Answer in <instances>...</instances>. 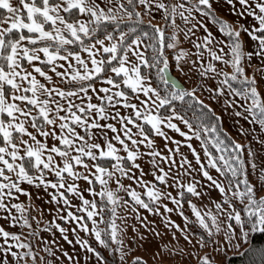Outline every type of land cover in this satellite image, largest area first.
Segmentation results:
<instances>
[{
	"label": "snow or ice",
	"instance_id": "1",
	"mask_svg": "<svg viewBox=\"0 0 264 264\" xmlns=\"http://www.w3.org/2000/svg\"><path fill=\"white\" fill-rule=\"evenodd\" d=\"M25 183L84 264H148L127 256L150 237L153 264H223L206 250L264 231V0H0V264H81Z\"/></svg>",
	"mask_w": 264,
	"mask_h": 264
},
{
	"label": "crops",
	"instance_id": "2",
	"mask_svg": "<svg viewBox=\"0 0 264 264\" xmlns=\"http://www.w3.org/2000/svg\"><path fill=\"white\" fill-rule=\"evenodd\" d=\"M13 2H16V0H13ZM155 16H156V19H154L152 22L153 23H155V21H161L162 22V20H160V18H159V13H155L154 14ZM180 21H179V19H177V23H179ZM209 23L211 24V21H209ZM212 25V24H211ZM213 30H215L216 31V33L218 32L219 33V31H218V28H214ZM202 31V30H201ZM196 35L197 36H199L200 35V32L199 31H197L196 32ZM187 47V46H186ZM176 73V75L181 79V80H184L185 82H186V80L185 79H182L181 77L183 76L182 74H180V73H177V72H175ZM194 76H196V75H194ZM196 78L198 79V80H200L201 78L199 77V76H196ZM202 81V80H201ZM208 91H206V93H207ZM221 105H222V102L220 103ZM229 124H230V122H231V120L230 119H228V121H227ZM244 123V122H243ZM234 125V124H233ZM244 125V124H243ZM231 127V126H230ZM234 127H232V129H233ZM42 194H44L42 191H41V189L39 190ZM34 194H35V196L33 197V200H35V202H40L41 203V209H43V212H44V214H45V217H46V219L49 221V223H48V227L49 228H51L52 229V231L51 232H49V231H47L46 229H43L42 230V235L43 236H46L50 241L51 240H53V239H55L56 241H57V243H59L63 248H65V249H68L70 252H73V253H75V252H79V259H80V261H81V264H84V250L83 249H81L80 247H79V245L78 244H75V243H73V244H68L67 243V241H64L63 240V238H62V235H61V233H60V231H59V229H57L56 228V223H61L64 227H66V228H71V227H73L74 225H75V222L73 221V222H68V221H63V220H61V219H59L58 218V211H59V207H63V205H62V202H61V205L60 206H57V205H55V204H53V203H50L47 199H41V198H37V190H34ZM213 195H215V193H213ZM123 196V195H122ZM125 198H127V197H125ZM77 203V201L76 200H74L73 201V210H75V204ZM197 203H200L199 201H197ZM186 208V210L189 212V210H188V208H187V206L185 207ZM172 216H173V218L174 219H176L177 218V216H176V214L175 213H172ZM148 217H149V219L151 220V219H157L158 221H159V217H154L152 214H148ZM54 221V222H53ZM179 222V221H178ZM65 225H64V224ZM0 225H3L5 228H7L8 230H17V229H19V225L18 226H16V229H13L10 225H8L7 223H5L3 220H0ZM129 231H131V229L129 228ZM142 231H143V229H142ZM80 235L82 236V237H84V238H86V235H88L87 233H84V232H80ZM69 239H71V240H73V241H75V235L74 234H71V233H69ZM91 239L93 240L94 238L93 237H91ZM169 239V237H164V242H167V240ZM244 241L241 239V244L243 243ZM128 243H131V241H128ZM161 243V241H160V238L159 237H155V238H152V237H150V239H149V241H148V243H147V245L145 246V248H140V247H137V246H135V245H133V247H132V251L128 254L129 256L133 253V251L135 250L137 253L136 254H138V255H140V256H150V254L152 253V252H155L156 251V249H157V246L159 245ZM233 244H235L234 242H233ZM55 251H57V252H59V249H54ZM220 255L222 256L221 258H223V253H220ZM127 258H128V256H127ZM193 258V257H192ZM49 259H51V257H49ZM92 260H94V257L92 258ZM89 264H91V261L89 262Z\"/></svg>",
	"mask_w": 264,
	"mask_h": 264
},
{
	"label": "trees",
	"instance_id": "3",
	"mask_svg": "<svg viewBox=\"0 0 264 264\" xmlns=\"http://www.w3.org/2000/svg\"><path fill=\"white\" fill-rule=\"evenodd\" d=\"M37 2L39 3V0H37ZM148 19H149L148 16L144 17L145 22H147ZM162 25H163V23H162ZM170 31H171L170 28H166V32H170ZM170 71H172L173 74L176 75V73H175L176 70L174 68H171ZM178 79H180V78L178 77ZM181 81L184 84V86L187 87L186 82L184 80H181ZM177 103H179V102H177ZM187 114H188L189 117H191L192 112H188ZM224 126H225V124H224ZM259 194L260 193H258V195ZM24 203H25V206H27V204H28L27 200ZM33 203H34V201H33ZM30 211L32 212L33 215H37L38 214L37 213V208H30ZM185 211L188 212L186 210V208H185ZM44 220H46V219H45L44 214H43V219L40 221V223L43 224ZM33 227H35V222H33ZM99 227L104 228L105 225L104 224H100ZM24 231L26 233L25 235H27V230L25 229ZM86 238H89L90 240H92L91 237H89L88 235H86ZM21 239H23V237H21ZM98 247L103 251V246H98ZM250 247L252 248V251H249ZM261 248H264V231H257V232H254V233H249L248 241H244L241 244V247L239 249H237L235 247H232V248L227 249L224 252V256H223V259H222L223 260V264H264V261H262L260 253L258 251ZM206 251H209L211 253V255L213 257H215L214 256L215 252H211V249H207ZM105 254L109 255L108 253H105ZM131 259H129V260L127 259V260L130 261ZM117 260H118V257H117ZM195 260H191L190 262L195 264Z\"/></svg>",
	"mask_w": 264,
	"mask_h": 264
},
{
	"label": "rangeland",
	"instance_id": "4",
	"mask_svg": "<svg viewBox=\"0 0 264 264\" xmlns=\"http://www.w3.org/2000/svg\"><path fill=\"white\" fill-rule=\"evenodd\" d=\"M214 6H215V2H214ZM218 12H219L220 14L224 15L226 18H228V19H230V20H231V19H234V17H233L231 14H229L225 8H219V9H218ZM249 21H250V22H254V21H252V18H251V17H249ZM162 23H163V22H161V21H159V20H158V21H155V24H161V25H162ZM208 23H209V21H208ZM209 26L212 27V25H211L210 23H209ZM214 32H215L216 35H220V33H218V32L216 33L215 30H214ZM247 43H248V44H251V43H252V41L250 40V38L247 39ZM186 46H187V45H185V47H186ZM253 60L255 61V57L253 58ZM181 78L186 80V85H187V87H195V88H197L196 94H197L198 96H200L201 99L205 100L206 103L211 104L212 107L215 108L216 111L220 113V115H221L222 118H223V123L225 124V127H226V128L229 130V132H231L234 136H236V129H235V128L232 129V127H233V124H235L237 121H239V123H241V124H244L245 127H248V126H249L247 121H244V120H242V119L236 117L234 114H231V109H229V113H225V112H223V111H222V105H221V104H218L216 101L211 100V99H210L209 92L206 93L205 90H202V89H200V88L197 86L196 81H197L198 79L196 78V76H194L193 79H192L191 81H189L188 79H186L184 76H182ZM201 82H202V83H205V84H211L212 86H215V80H214V79L211 80V81L205 79V80H202ZM228 119L231 120L230 124L227 122ZM243 122H244V123H243ZM230 126H231V127H230ZM173 135H176L177 137H179V134H178V133H173ZM237 139H240V140L243 142V137H242V136H237ZM80 183L83 184V181H81ZM24 186L30 188V191H32V193H33V197H34V196H35V194H34V190H37V189L34 188V187H31V186L27 185L26 183H25ZM97 188H99V185H98V184H97ZM138 190H139V189H138ZM41 191L44 193V190H43V189H41ZM119 194H120V195H124L123 192H121V193H119ZM44 195H47V194L44 193ZM84 195H85L86 197H90L91 194L85 192ZM19 199H20V201H23V202H26V200H27V198H26L25 196H23V195H21ZM33 201H34V204L37 206V208L41 209V203H40V202H39V203H38V202H35V200H33ZM28 206H29V205L27 204V206H25V207H28ZM43 214H44V212H43ZM44 217H45V214H44ZM45 219H46V217H45ZM46 220H47V219H46ZM25 234H26V233H25ZM233 242L236 243V241H233ZM239 242H240V244H241V240H240ZM136 253H137V252L134 250L133 253H132V255H130V256L128 255V258H127V259L129 260V259H131L133 256H137L138 254H136ZM223 254H224V252H223ZM214 256H215L216 259H223V258H221L222 256H221L220 254L218 255L217 253H214ZM223 256H224V255H223ZM144 257H145V259L148 260V264H153V261L150 259V256H146V255H145ZM195 259H196L195 257L191 258V260H195ZM186 264H188V262H186ZM190 264H194V263L190 262Z\"/></svg>",
	"mask_w": 264,
	"mask_h": 264
},
{
	"label": "water",
	"instance_id": "5",
	"mask_svg": "<svg viewBox=\"0 0 264 264\" xmlns=\"http://www.w3.org/2000/svg\"><path fill=\"white\" fill-rule=\"evenodd\" d=\"M169 74H170L173 78H176V79L178 80L179 83L183 84L182 81H181L180 79H178V77H177L175 74H173L172 71H170ZM183 85H184V84H183Z\"/></svg>",
	"mask_w": 264,
	"mask_h": 264
}]
</instances>
